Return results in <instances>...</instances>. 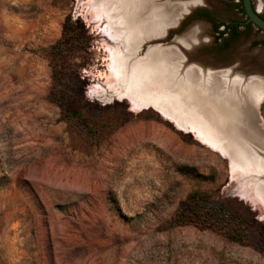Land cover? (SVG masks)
<instances>
[{"label": "rangeland", "instance_id": "rangeland-1", "mask_svg": "<svg viewBox=\"0 0 264 264\" xmlns=\"http://www.w3.org/2000/svg\"><path fill=\"white\" fill-rule=\"evenodd\" d=\"M97 1L0 0V264H264V209L229 157L173 121L169 97L166 114L114 95L127 87L112 73L120 44ZM194 9L154 42L179 54L174 85L192 69L208 86L264 71V32L240 24L242 0ZM196 23L201 40L180 42Z\"/></svg>", "mask_w": 264, "mask_h": 264}, {"label": "bare ground", "instance_id": "bare-ground-1", "mask_svg": "<svg viewBox=\"0 0 264 264\" xmlns=\"http://www.w3.org/2000/svg\"><path fill=\"white\" fill-rule=\"evenodd\" d=\"M205 3L207 0H104L96 5L94 17L107 21L102 32L120 44L116 58L112 54L118 73H112L127 87L124 90L119 87L122 91L117 90L114 95H124L136 108L153 106L166 114L168 105L164 97H169V117L181 126H190L202 141L227 155L232 170L242 177L244 197L264 209V129L255 121L257 117L264 127L258 114L264 99V71L246 72L227 82L210 77L208 86V75L192 69L184 81L174 85L171 78L176 73L171 72V67L176 65L179 54L154 44L168 33L181 14ZM200 27L196 23L186 36L179 38L180 42L201 40ZM145 43L150 46L143 57L140 51ZM189 47L193 48V44ZM113 76L108 84L117 81ZM187 106L191 109H186Z\"/></svg>", "mask_w": 264, "mask_h": 264}, {"label": "trees", "instance_id": "trees-1", "mask_svg": "<svg viewBox=\"0 0 264 264\" xmlns=\"http://www.w3.org/2000/svg\"><path fill=\"white\" fill-rule=\"evenodd\" d=\"M243 11H244V8H243ZM244 13H245V11H244ZM200 15L201 16H205V17H210L209 14H207L205 12L201 13ZM252 26H253L252 23H249L247 25V27H252ZM238 27H239V24L238 23L226 25L225 26V29L223 31H220V35H225L228 31L231 32L232 34H234L237 31ZM193 201H197V199L195 200V197H193ZM216 210H217V208H211V207L208 208V210H206V211H201L200 209H197L196 208L192 212V214H193L192 217L194 219H200V218L201 219H209V218L211 219V218L215 217ZM188 212H189L188 210L186 212H184V213L181 212V214L179 215V217H184L185 218L186 215L188 216V214H189Z\"/></svg>", "mask_w": 264, "mask_h": 264}, {"label": "water", "instance_id": "water-1", "mask_svg": "<svg viewBox=\"0 0 264 264\" xmlns=\"http://www.w3.org/2000/svg\"><path fill=\"white\" fill-rule=\"evenodd\" d=\"M243 8L246 15V24L252 23L256 28L264 32V18L261 16L259 11L254 6L253 0H242ZM193 8L186 14V17L191 16L195 13Z\"/></svg>", "mask_w": 264, "mask_h": 264}, {"label": "flooded vegetation", "instance_id": "flooded-vegetation-1", "mask_svg": "<svg viewBox=\"0 0 264 264\" xmlns=\"http://www.w3.org/2000/svg\"><path fill=\"white\" fill-rule=\"evenodd\" d=\"M203 18L209 19L210 17H205V16H204ZM245 22H246V21H245ZM245 22H244V23H240V24H242V25H244V26H247L248 24H246ZM253 26H254V25H253Z\"/></svg>", "mask_w": 264, "mask_h": 264}]
</instances>
